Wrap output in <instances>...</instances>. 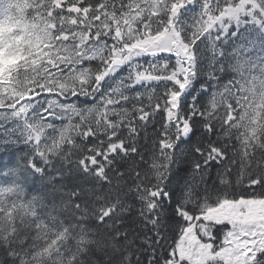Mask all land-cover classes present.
I'll use <instances>...</instances> for the list:
<instances>
[{
	"label": "snow or ice",
	"instance_id": "snow-or-ice-1",
	"mask_svg": "<svg viewBox=\"0 0 264 264\" xmlns=\"http://www.w3.org/2000/svg\"><path fill=\"white\" fill-rule=\"evenodd\" d=\"M0 264H264V0H0Z\"/></svg>",
	"mask_w": 264,
	"mask_h": 264
}]
</instances>
